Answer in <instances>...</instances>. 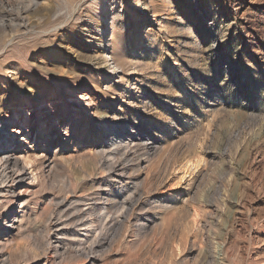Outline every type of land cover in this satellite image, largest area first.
<instances>
[{
    "label": "rangeland",
    "instance_id": "obj_1",
    "mask_svg": "<svg viewBox=\"0 0 264 264\" xmlns=\"http://www.w3.org/2000/svg\"><path fill=\"white\" fill-rule=\"evenodd\" d=\"M25 5L22 33L0 11V153L26 168L0 264H264V0Z\"/></svg>",
    "mask_w": 264,
    "mask_h": 264
},
{
    "label": "bare ground",
    "instance_id": "obj_2",
    "mask_svg": "<svg viewBox=\"0 0 264 264\" xmlns=\"http://www.w3.org/2000/svg\"><path fill=\"white\" fill-rule=\"evenodd\" d=\"M29 1H33V0H0V11L6 12V13L14 12L15 11L16 14H17V17L20 16L22 18L21 19L22 21H21L20 24H18L19 22H17V24H14V25H16L15 28L16 27H22V28H20V30L19 29L17 30V31H20L21 33L24 30L26 31V29L29 27L27 25L26 21H24V18L27 17L26 15H28L27 13L32 8V7H30V5H25V3H29ZM36 1L38 2V0H36ZM32 10H33V8H32ZM1 18H3V17H1ZM3 23L4 24L0 23V56H1V53H3V52L7 53L8 50H9V48H13L14 47V46H12V47L9 46V48H8V42L10 40H12L13 38L7 39V36H8L7 35L8 34L7 33V30H9V27L6 26L7 23H6V25H5V22H3ZM8 25H9V23H8ZM10 30H12V29H10ZM8 130H9V124L6 122V120H2L1 119V121H0V131H8ZM2 138H3V134L0 132V139H2ZM116 139L117 138H115V140ZM116 144L117 143H115V145ZM47 146H49V145H47ZM18 158L19 157H14L11 154H9L8 152H2V153H0V177H4L5 178V181H8L9 180V182L15 183V182H20L21 180H23L25 178V174H24V171L25 170L24 169H26V168L21 167ZM37 167H36V169H37ZM110 167H111L112 171H115V172L116 171H119L120 168L123 169V166L113 165V166H110ZM33 178H35V177H33ZM50 243H52V242H50ZM58 246H59V244H56V245L55 244L54 245L52 244L51 245L53 251H55V252L58 251ZM5 260L7 261V259H5ZM7 264H9V263H7Z\"/></svg>",
    "mask_w": 264,
    "mask_h": 264
}]
</instances>
